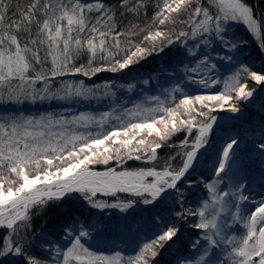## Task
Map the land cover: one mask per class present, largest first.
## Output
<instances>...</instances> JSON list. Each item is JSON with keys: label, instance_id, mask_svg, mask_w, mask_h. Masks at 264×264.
<instances>
[{"label": "snow or ice", "instance_id": "6c2138e0", "mask_svg": "<svg viewBox=\"0 0 264 264\" xmlns=\"http://www.w3.org/2000/svg\"><path fill=\"white\" fill-rule=\"evenodd\" d=\"M236 22L264 51V10L247 0H0V264H160L161 251L180 240L182 229L169 218L134 255H106L92 249L90 242L100 236L83 212L79 220H64L58 235L35 232V218L76 199L122 213L167 205L176 222L195 217L191 227L203 232L190 244L197 255L179 257L178 264H264V199L247 209L251 198L243 183L221 187L237 140L222 149L215 179H192L214 113H240L241 102L256 92L249 81L264 86V68L253 70L240 60L246 41L235 34ZM161 55L171 63L159 71L177 79V86L144 103L99 114L28 111L115 98L113 83L90 87L64 78L131 72ZM221 69L231 74L221 78ZM216 85L222 89L213 94L184 91ZM119 87L131 92L136 85ZM260 129L264 153V121ZM181 132L184 138L173 141ZM161 149L168 153L160 155ZM99 165L103 170L94 167ZM197 185L207 198L194 210L186 201ZM37 249L49 258L42 260Z\"/></svg>", "mask_w": 264, "mask_h": 264}, {"label": "trees", "instance_id": "16d2710c", "mask_svg": "<svg viewBox=\"0 0 264 264\" xmlns=\"http://www.w3.org/2000/svg\"><path fill=\"white\" fill-rule=\"evenodd\" d=\"M250 4L259 3V9L264 10V0H247ZM235 34L246 41L243 49V55L240 56V60L248 63L253 70H261L264 68V51H261L259 47V39L252 35L242 22H236L233 24ZM171 63L170 58L163 57V55L157 57H149L147 61L142 62L140 65L134 66L133 71L125 73H110L102 72L92 77H84L76 75L73 77H65L64 79L73 80H84L88 86L103 85L105 83H113V91L116 92L115 98L111 96L103 97L99 100L93 99L92 101H69V102H53L51 104L39 105L36 108H29V112L52 110V111H64L67 109L68 114H79L80 112H88L93 114H99L104 111H110L113 107H127L132 108L136 103L146 102L147 96L144 99L140 98L142 80L150 79L148 84L151 88H156V93L153 95H162L165 88H172L170 85L177 86V82L173 83V79H170L159 70L167 67ZM183 67V65H180ZM232 70H235V66ZM221 78L226 75H230L231 72H226L224 69L220 70ZM151 77H155L151 79ZM167 77L166 83L160 81ZM156 79L155 83L154 80ZM251 82V81H249ZM135 84L136 88L129 92L126 87L121 88L120 85ZM185 84L184 80H179V86L183 87ZM57 86L59 82L57 81ZM173 86V87H174ZM262 87V86H261ZM138 88V90H137ZM217 89H222V85H216L213 88H202L200 86H193L192 88H185V92H194L195 94H213ZM102 92V89H101ZM163 98V96H162ZM179 98V94H178ZM171 102V101H169ZM262 106L264 107V100ZM253 127L247 124L245 121L233 124L230 127H217L214 130L212 137L211 146L203 153V160L200 166L193 173L192 179L195 180L197 177H210L215 179L213 175L214 169H209L208 164L215 162L220 157V148L223 141H227L229 137L237 135L239 152L245 153L250 149H253L249 145ZM184 133L181 132L173 137V141H179L182 139ZM226 139V140H225ZM160 155L168 153V149H161ZM136 162H129L131 167L136 166ZM101 167L104 166H94ZM228 171V170H226ZM228 175V173H227ZM226 175V176H227ZM223 188L226 190V186L229 185V178L224 176ZM101 199H108L107 197H100ZM206 189L202 186L197 185L189 193L186 201L188 207L194 210L199 207L200 202L206 199ZM146 206L138 205L134 210H129L127 213H122L118 209H105L97 210L87 206L83 201L76 199L72 202L65 204L63 208L57 206H50L48 210L42 215L35 218L34 230L36 233L47 230V233H56L58 235V229L64 220L71 222V217L75 216L76 219H80L81 212L84 217H90V222L95 224L96 227L90 229L95 236L97 231L99 232L100 239H93L91 247L95 251L103 252L106 255H111L114 251H121L125 256L134 255L138 251L139 246L144 242H148L153 239L158 231L157 225L163 228V222L166 219H171L174 223H178L182 229L180 240L172 247H166L161 251V255L157 257L160 264H178V258L182 256H189L195 258L197 253L196 250L190 247L191 241L202 237L203 232L199 229L191 227V223L195 222L196 218H189L188 222H176L175 216L171 215L166 211L167 205L158 208L155 211H146ZM158 213V215H157ZM53 239L56 238L54 235ZM63 243V241H61ZM35 254L42 260H47L49 254L39 249L35 250Z\"/></svg>", "mask_w": 264, "mask_h": 264}, {"label": "rangeland", "instance_id": "374dc122", "mask_svg": "<svg viewBox=\"0 0 264 264\" xmlns=\"http://www.w3.org/2000/svg\"><path fill=\"white\" fill-rule=\"evenodd\" d=\"M156 79L154 80L155 83ZM173 83L177 82V79L172 80ZM167 77L163 78L160 81V84L158 87H160L161 83H166ZM143 85V84H142ZM174 86V85H170ZM249 89L255 88L256 92L253 96V98L250 101L247 102H241V112L240 113H230L227 111H220L217 110L214 115H216L217 120L216 123L213 125V128L208 136V143L205 146V148L200 150V153L198 154L197 161L194 163L195 170L200 166V163H202L203 160V153L207 151V149L212 144V137L214 130L217 127H230L233 124L239 123L241 121H245L247 124L251 125L254 129L251 135V139L249 141V145L253 148L248 150L245 153L239 152L237 148L236 151V157H234L231 160V166L227 173L228 175L225 176V178H229L230 182L232 184H235L236 182L243 183L246 188V194L250 196L251 201L245 205L247 209H252L254 206V203L264 199V153H262L258 149V145L261 142L260 136H261V129L260 125L261 122L264 121V107L262 106L263 100H264V86L256 85L254 82H249L248 84ZM138 90V88H137ZM140 98L144 99L145 95H153L156 93V88H151L149 85H143L141 90L139 91ZM148 97V96H147ZM184 138V135L182 139ZM238 139L237 135H233L229 137L227 140L231 141L232 139ZM226 140V139H225ZM228 142L223 141L222 146L220 148V157H222V149L226 146ZM160 151V150H159ZM219 159L215 162H211L208 164L209 169H214L217 165V162ZM136 166H141L140 162H136ZM97 170H103L101 167H96ZM223 188V185H221ZM226 190H228L226 188ZM237 231H243L242 228H237Z\"/></svg>", "mask_w": 264, "mask_h": 264}]
</instances>
